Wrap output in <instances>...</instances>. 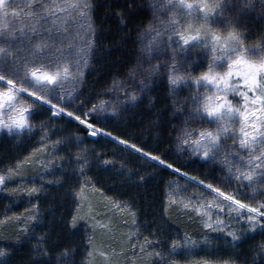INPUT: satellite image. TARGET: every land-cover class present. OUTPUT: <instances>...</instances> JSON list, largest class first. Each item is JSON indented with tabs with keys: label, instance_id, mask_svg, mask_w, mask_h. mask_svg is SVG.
Masks as SVG:
<instances>
[{
	"label": "snow or ice",
	"instance_id": "6c2138e0",
	"mask_svg": "<svg viewBox=\"0 0 264 264\" xmlns=\"http://www.w3.org/2000/svg\"><path fill=\"white\" fill-rule=\"evenodd\" d=\"M256 2L260 9L258 17L264 20V0H244L239 8L235 0H151L147 6L140 0H122V3L121 0H0V133L22 142L37 131L45 130L53 119L67 116L70 121L83 125L89 135L109 136L120 145L128 146L210 190L213 199L199 205L188 203L191 196L176 200L173 193H168V200L200 213L201 231L195 237L179 233L162 237L161 225H157L150 233L155 239L145 238L142 244L133 245L163 264H180L172 257L198 243L207 246L214 230L223 228L229 242L236 244L257 230L264 234V199L257 200V196L264 197V44L245 45L244 37L252 28L242 18L245 9L256 8ZM145 13L151 18L144 32L139 31V25L129 28V24ZM112 17L119 27L127 30L123 34L116 33L121 41L131 40L136 34L135 42L140 47L135 49L139 55L133 72L146 74L139 79V94L132 92L129 95L124 91L123 99H119V93L105 92L103 95L117 97L110 108L108 101L100 100L98 105L93 104L84 111L85 101L80 97L87 86L89 61L96 59L97 52L103 47L100 42L104 39V24ZM220 24L229 27L226 36L215 27ZM258 35L264 40V25L260 26ZM193 48L204 51L207 69L194 76L179 74L181 65L200 66L196 63L198 58L190 59ZM157 76L172 89L169 96L172 113L168 115L167 109L153 112L151 115L155 119L151 122L156 127L170 126V135L177 142V154L187 153L189 163L195 158L202 165L206 164L212 170L208 175L223 187L183 172L165 159L163 153L146 151L131 140L98 127L109 118L102 112L109 111L114 117L121 111L127 112L142 94L154 88ZM69 79L80 85L71 92L64 89ZM115 83L113 81L114 87ZM182 84L193 86L195 91L182 98H173L175 90ZM120 87L126 86L121 83ZM156 102V98L149 97V109L155 108ZM88 103H91L90 99ZM67 105H71L72 110ZM77 111L84 114L77 115ZM205 122L214 127H204ZM52 128L51 133L43 131L38 141L40 148L34 149L36 153H43V171L37 175L41 185L13 190V194L17 191L29 196L39 194L46 184L63 185L70 177H85L93 168H112L116 175H124L125 164L121 163L117 168L115 159L106 158L114 156L115 150L98 152L96 147H85L83 138L71 133L51 140L60 125ZM50 140L51 143H47ZM61 149L65 155L57 156ZM57 171L62 173L60 179H44ZM16 175L15 168L8 169L7 175L0 173V186H5ZM136 175L137 183L147 178ZM233 181L232 191H224L223 188ZM92 183L90 177L85 179L80 184V191H83V184ZM99 191L103 192V189ZM240 196L250 197L253 202ZM121 206L131 208L130 202H115L116 208ZM34 209L37 215L30 217L33 223L21 231L26 233V238L36 237L32 251L36 253L37 262L41 259L51 261L52 254L47 245L50 233L43 231L48 222L41 220L38 205ZM163 218L167 220L168 216L165 214ZM78 219L81 218L73 216V229L77 227ZM136 227L139 229L138 223ZM37 228L42 230L38 236ZM140 235L142 233L137 231L133 238L139 239ZM164 246L168 247L167 252ZM156 248L160 250L153 251ZM249 251L251 264H264V240L251 245ZM75 254L68 246L62 248L56 259L72 258ZM10 255L7 250L0 249V257ZM240 259L241 255L237 253L235 259L223 264H238ZM72 264H76L75 259ZM243 264H248V257H243Z\"/></svg>",
	"mask_w": 264,
	"mask_h": 264
},
{
	"label": "trees",
	"instance_id": "16d2710c",
	"mask_svg": "<svg viewBox=\"0 0 264 264\" xmlns=\"http://www.w3.org/2000/svg\"><path fill=\"white\" fill-rule=\"evenodd\" d=\"M150 2L151 0H140V3L145 6ZM150 18L149 13L141 14L138 19L129 24V28L139 25V31L142 33ZM247 23L252 30L244 37V43L245 45H256L259 40L258 30L261 25H264V20L259 17L249 18ZM215 27L225 36L229 31V27L225 24L215 25ZM104 28V39L100 42L103 47L97 52V58L89 61L90 67L85 80L87 86L80 97L85 101L84 111H87L93 104L98 105L100 100L108 101L110 108L111 102L117 97L103 95L105 92H117L119 99H123L124 91H127L129 95L132 92L139 94L141 88L139 79L146 74L143 71L133 72V69L137 67L136 57L139 55L135 49L140 47V44L135 42L136 34H133L131 40L121 41L116 33L123 34L127 30L119 27L115 17L108 19ZM210 55L208 53L209 57ZM192 58H198L196 63L200 66L181 65L178 69L179 74L194 76L207 69L205 53L202 49L193 48L190 59ZM158 59H164V57H158ZM143 67L147 68V65ZM113 81L116 82L115 87ZM121 83L126 87L122 89ZM74 86L78 88L80 85L74 83ZM193 91H195L193 86L182 84L175 90L173 98H182ZM170 93H172L171 87L166 86V82H162L157 76L154 88L142 94L135 106L129 107L127 112L121 111L119 116L115 117L109 111L102 112L101 114L109 118L99 123L98 127L105 128L116 136L129 139L132 143L144 147L146 151H153L156 154L163 153L165 159L175 163L183 172L223 187L218 180L208 175L212 170L206 164L202 165L195 158L192 163H189L187 153L177 154V142L170 135V126L156 127L151 122L155 119L151 115L153 112H163L167 109L168 115L172 113ZM149 97L156 98L155 108L149 109ZM89 99L91 103H88ZM67 106L72 110L71 105ZM83 114L77 111V115ZM53 125H60V130H55L51 140L71 133L82 137L85 147H96L98 152L115 150L114 156L106 158L115 159L117 168L121 163L125 164L124 175H116L112 168L107 170L93 168L91 172L86 173L85 177H70L63 185L46 184L44 191L39 194L29 196L20 191L13 194V190L31 189L41 185V180L37 178V175L43 171L41 168L43 153H36L34 149L40 148L38 141L43 131L50 133L54 131ZM199 126L194 125V127ZM203 126L214 127L206 122ZM51 140L47 143L50 144ZM56 155L61 156L65 153L61 149ZM17 165H19L18 168ZM65 167L67 168V165ZM13 168L16 169L17 175L13 176L10 182H6L0 190V249L11 253L9 257H0V264H72V259H75L76 264H163L154 256L133 248V245L142 244L145 238L155 239L150 237V233L156 229L157 225H161L160 235L162 237L168 236L169 233H179L181 236L189 234L195 237L201 231L200 213L194 211L192 207L186 208L184 204L168 200V193H173L176 200L191 196L192 199L188 201L190 205L206 204L213 199L211 191L204 186L196 184L181 173H176L172 169L147 159L143 154L128 146L120 145L109 136L89 135L84 131L83 125L74 120L70 121L67 116L63 119H53L51 125L45 130L37 131L35 135L24 138L22 142L19 138L12 139L3 136L0 139V172L7 175V170ZM137 173L147 177L146 180L137 183ZM218 174L217 169L216 175ZM61 177L62 173L57 171L45 176L44 179L50 181ZM89 177L93 183L83 184L81 192L80 184ZM234 183V181L231 182V185L223 190L232 191L230 187L234 186ZM99 189H103V192ZM85 195L94 197L98 203L87 205L88 199L85 201ZM196 197L200 199L197 200ZM239 198L253 202L250 197L240 196ZM259 199H264V197L257 196V200ZM116 201L130 202L131 208L124 206L116 208ZM36 205H38L41 220L48 222L43 231L50 233L47 245L52 254L51 261L41 259L37 262L36 253L32 251V246L37 243L36 237L26 238V233L21 231L26 225L33 223L30 217L37 215L34 209ZM84 213L87 218L83 217ZM165 214L168 216L167 220L163 218ZM73 216L81 218L77 220L75 229L71 226ZM221 218L226 219L223 216ZM153 221L155 223H151ZM137 223L139 229L136 227ZM35 231L37 236L42 232L39 228ZM137 231L142 233L139 239L133 238ZM100 232L110 241L107 242L105 238L99 239ZM210 235L212 240L207 246L198 243L180 252L179 255L173 256L172 259L178 260L180 264H223L224 261L235 259L236 254L240 253L241 259L238 264H243V257H248V264H251L250 246L264 240V234H259V230L257 233H251L238 244L229 242L230 238L223 228L214 230ZM172 238L179 239L180 236ZM115 244L118 246L121 244L122 250H119L121 251L118 253L119 257L113 256L117 254H110L108 249ZM68 246L75 251V256L57 260L56 257L62 248ZM159 250L160 248H156L153 251ZM164 251H168L167 246H164Z\"/></svg>",
	"mask_w": 264,
	"mask_h": 264
},
{
	"label": "rangeland",
	"instance_id": "374dc122",
	"mask_svg": "<svg viewBox=\"0 0 264 264\" xmlns=\"http://www.w3.org/2000/svg\"><path fill=\"white\" fill-rule=\"evenodd\" d=\"M235 3H236L237 8H239V7H241L242 4L244 3V0H235ZM259 10H260V9H259V4H258V2H256V8H255L254 10H253V9H245V10H244V12L242 13V18H243V20H244L245 22H247V20H248L249 18H255V17H258ZM184 11H186V10H184ZM194 15H195V14H194ZM247 24H248V23H247ZM258 37H259V36H258ZM84 42H85V41H84ZM259 44H264V40H261L260 37H259L258 43H257L256 45H259ZM246 46H252V45H250V44L247 45V44H246ZM221 70H222V69H221ZM74 87H75V86H74V82H73L71 79H69V80L65 83V85H64V89H65V91H67V92H71V91L73 90ZM202 90H203V89H202ZM24 98H25V99H28L27 95H25ZM29 102H31V101H29ZM55 102H57V101H55ZM3 136H6V135H4L3 133H0V139H1ZM93 137H96V136H93ZM0 173H1V172H0ZM233 185H234V186L230 187L231 189H233V188L235 187V183H234ZM2 187H3V186H0V190L2 189ZM84 199H85V201H86V199H88V202L86 203L87 205H88V204H92V205H94V204L98 203L97 199H95L94 197L91 198V197H89V195H85ZM83 217L87 218L85 213H84ZM102 238H105L107 242L110 241L108 238H106V235H104L103 233L100 232V234H99V239H102ZM108 249H109L110 254H112V253L117 254V255H113V256H116V257H119V256H118V253L121 252V251H119V250H122V249H121V244H120L119 246H118L117 244H115V246H113L112 248H108Z\"/></svg>",
	"mask_w": 264,
	"mask_h": 264
}]
</instances>
